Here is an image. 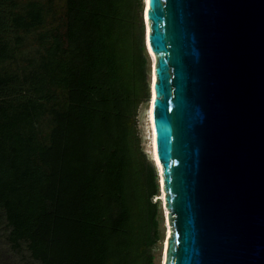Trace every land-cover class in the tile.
<instances>
[{"label":"trees","instance_id":"obj_1","mask_svg":"<svg viewBox=\"0 0 264 264\" xmlns=\"http://www.w3.org/2000/svg\"><path fill=\"white\" fill-rule=\"evenodd\" d=\"M142 0H0V225L38 264H154Z\"/></svg>","mask_w":264,"mask_h":264},{"label":"water","instance_id":"obj_2","mask_svg":"<svg viewBox=\"0 0 264 264\" xmlns=\"http://www.w3.org/2000/svg\"><path fill=\"white\" fill-rule=\"evenodd\" d=\"M142 4L163 264H264V0Z\"/></svg>","mask_w":264,"mask_h":264},{"label":"rangeland","instance_id":"obj_3","mask_svg":"<svg viewBox=\"0 0 264 264\" xmlns=\"http://www.w3.org/2000/svg\"><path fill=\"white\" fill-rule=\"evenodd\" d=\"M143 38H144V29L145 25H143ZM147 58V81L149 86L150 79V59L146 54ZM149 99V97H148ZM147 106L148 100L143 102L138 110L137 116V128L140 136V143L143 152L146 154L147 159L151 160V151H150V137L148 130V122H147ZM151 162V161H150ZM158 184V194L154 196L152 199L153 203H157L158 205V232H159V240L156 242V245L152 249L154 254V264H160L161 252H162V242L165 236L166 224H165V213L163 208V200L161 198V190ZM4 227L0 225V264H38L37 262L32 261L26 250H22L21 252L13 251L5 239L6 232L3 230Z\"/></svg>","mask_w":264,"mask_h":264},{"label":"bare ground","instance_id":"obj_4","mask_svg":"<svg viewBox=\"0 0 264 264\" xmlns=\"http://www.w3.org/2000/svg\"><path fill=\"white\" fill-rule=\"evenodd\" d=\"M145 34H147L146 24H145ZM151 59H152L151 64L153 65V57H152V55H151ZM152 81H153V75L152 76L150 75V79H149V85L150 86L152 85ZM151 104H152V91L149 94V100H148V106H147V122H148V130H149V137H150V142L149 143H150L151 158L154 159V163L156 164V167H157V169L159 171V174H160V169H159L157 160H156L155 155H154V144H153V133H152V122H151ZM158 182H159V187L162 190L161 177L158 178ZM161 198L163 200L162 191H161ZM164 213H165V211H164ZM167 233H168V228L166 226L165 236H164V239H163V242H162V251H163V253H162V258H160V264H163V261H164V248H165V241H166Z\"/></svg>","mask_w":264,"mask_h":264}]
</instances>
